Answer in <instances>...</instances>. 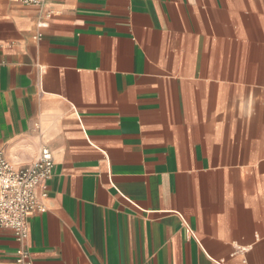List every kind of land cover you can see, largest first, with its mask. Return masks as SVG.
<instances>
[{
    "label": "crops",
    "instance_id": "0c3cea01",
    "mask_svg": "<svg viewBox=\"0 0 264 264\" xmlns=\"http://www.w3.org/2000/svg\"><path fill=\"white\" fill-rule=\"evenodd\" d=\"M42 144L31 264H264V0H0V150Z\"/></svg>",
    "mask_w": 264,
    "mask_h": 264
},
{
    "label": "built area",
    "instance_id": "2783aa9c",
    "mask_svg": "<svg viewBox=\"0 0 264 264\" xmlns=\"http://www.w3.org/2000/svg\"><path fill=\"white\" fill-rule=\"evenodd\" d=\"M25 4L42 5L47 0H20ZM39 26L46 25L39 21ZM37 33L35 37H39ZM53 156L50 148L42 144L34 159L15 167L0 150V226L12 229L19 242L15 250L14 264H31L30 252L25 245L29 235L28 215L44 211L46 193L38 189L52 174Z\"/></svg>",
    "mask_w": 264,
    "mask_h": 264
}]
</instances>
